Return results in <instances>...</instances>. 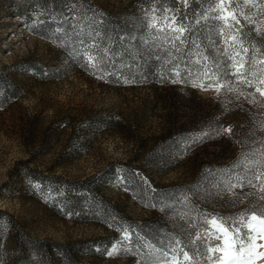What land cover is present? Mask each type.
Masks as SVG:
<instances>
[{
	"label": "rangeland",
	"instance_id": "1",
	"mask_svg": "<svg viewBox=\"0 0 264 264\" xmlns=\"http://www.w3.org/2000/svg\"><path fill=\"white\" fill-rule=\"evenodd\" d=\"M216 3L189 0L185 11L183 0H0V76L15 93L0 98V264L60 263L53 245L18 246L19 235L65 244L97 240L93 252L85 245L74 250L79 264H209L208 248L222 243L215 236L224 233L238 246V262L264 264V173L246 178L224 170L213 184L215 194L204 192L207 202L201 198L209 181L205 165L225 163L242 142L249 143L243 161L264 156V74L237 76L251 81L260 98L228 87L224 77L232 69L221 33L230 30L210 12ZM233 4L235 11L247 13L241 26L264 33V6ZM153 7L170 9L187 29V43L175 59L167 54V33L148 27ZM206 15L212 18L205 21ZM93 25L95 30H89ZM75 34L85 35L88 51L73 46ZM245 44L249 61L263 56ZM97 49L108 54L102 79L79 56L83 52L87 58ZM158 50L166 52L165 59L168 55L163 73L146 66ZM177 62L182 63L180 75L175 74ZM206 70L215 86L206 84ZM215 121L221 127L212 132L207 126ZM171 129L185 133L168 138ZM199 132L208 138L191 147ZM120 163L134 166L138 198L112 172L118 167L99 175ZM39 173L73 180L94 175L96 190L134 220L167 222L181 211L186 196L195 199L200 220L187 245L179 246L193 260L184 261L175 244L162 257L169 244L147 239H140L133 252L122 246L124 234L114 226L57 213L44 194L28 187ZM254 198L262 203L254 204ZM88 202L82 199L84 209Z\"/></svg>",
	"mask_w": 264,
	"mask_h": 264
},
{
	"label": "trees",
	"instance_id": "2",
	"mask_svg": "<svg viewBox=\"0 0 264 264\" xmlns=\"http://www.w3.org/2000/svg\"><path fill=\"white\" fill-rule=\"evenodd\" d=\"M241 27L243 29L244 42L249 45L256 46L261 52H263L264 56V33L260 32L259 34H257L256 31L248 29L247 26ZM165 54L166 52H159V50L156 51L155 54H152L149 57V60L146 62V66H148V69L153 70L156 68L162 73L166 71L168 61L166 64L164 62L167 59L168 55H166L165 59ZM228 73L229 72H227V74ZM224 79L228 84V87L233 86L236 88V90L244 91L248 93L247 95H251L252 97H261V95L254 93V88L252 87L251 81H241V79L231 75H226ZM4 84L6 85V87L2 88ZM14 95L15 93L13 91V87L8 81H6L5 77L0 76V98L8 99L13 97ZM261 98L264 99L263 97ZM207 127H209L212 132L215 130L217 131V129L221 127V123L220 121H215L212 123L210 122ZM169 133L170 137L168 136V138H181L180 136H183L185 132L181 129H171ZM205 138L208 137H201V132H199L198 137L196 135L191 141V147L193 145H196V143L203 141ZM243 145L245 144L242 142V145L235 153V156L226 158L225 163L214 162L205 165L210 171L207 172V174L209 175V181L204 185L205 187L202 189L203 192L201 194V198L204 199L205 202H207L210 197L204 192L208 191L215 194L217 190L214 188L215 185L213 184L215 183V181L217 183L220 182L219 175H221L224 170H228L230 171V173L237 172L236 174H239L240 176L246 178H248V176H250L251 174L261 175L264 173L262 168V166H264V156L261 158V160L252 158L243 161V157L245 155L243 154V151H246L245 149L247 146ZM250 160L251 162H248ZM113 167H118V172H112H115V174L119 176V181L121 182L123 187L126 188L134 196V198H138L139 194L141 193L137 191L139 190L140 185L136 174L134 173V166L129 163H120L117 166L109 165L101 173H99V175L106 173L107 171H111ZM252 169L254 170L251 171ZM255 170L257 173L255 172ZM95 177L96 176L92 175L82 180H73L60 175L39 173L34 174L30 183L31 185H29L28 187L35 195L44 194L46 196V200L50 203L51 208L59 214L60 209L63 208L75 211L77 213L85 212V215H80L72 219H95L103 226H114L112 228H117V230L121 231L124 234V237H126V233L124 230H127L128 233H132L131 244L126 238L122 239L121 244L123 247L130 246L133 252H135L140 239H147L149 242L155 243L159 246H165L170 239L174 238L180 240L181 244L183 246H186L189 238H191V236L195 234V226L197 225L198 219L200 220V218H198L200 214L199 211H197L198 201H196L195 199L186 196L184 198V202L181 204V211L177 212V215H173V217L168 218L166 220L167 222L161 221L154 217H149L142 220H134L126 216L121 210L117 209L113 203H111L109 200H106V197L96 190V187L92 183ZM122 177H128L130 183H122ZM210 181H212L211 184H209ZM171 198L172 201L175 199L174 197ZM82 199H87L89 201L86 209H84L81 204ZM254 199V204L260 202V199ZM177 200L178 199L176 198V201ZM164 202L169 203L170 201L166 197L164 199ZM260 203H262V201ZM109 239L110 238L105 237L102 240ZM22 242H25L32 248H37L38 245L50 243L56 248V252L59 254V264H79L75 260L74 254L76 251L74 250H80V247L85 245L86 252H93L92 244L96 243L97 240L65 244L59 241L40 240L30 236L22 237L19 235L18 237H16V244H18V246H20Z\"/></svg>",
	"mask_w": 264,
	"mask_h": 264
},
{
	"label": "snow or ice",
	"instance_id": "3",
	"mask_svg": "<svg viewBox=\"0 0 264 264\" xmlns=\"http://www.w3.org/2000/svg\"><path fill=\"white\" fill-rule=\"evenodd\" d=\"M243 2L249 7H262L264 6V0H243ZM183 4L185 7V11H187L189 6V0H183ZM152 17L148 24V27L154 29L160 33H167L166 44L169 46V50L167 54L173 59H175L174 53L179 54L182 51L181 46L186 45L187 41L185 40V33L187 29L183 26V22H181L180 17L175 16L171 13L170 9H159L157 7H153L151 9ZM161 12L163 13L161 15ZM210 12H214L215 19L218 21H222L223 25L226 29L230 31H222L221 35L224 37L221 43L224 46L223 55H227L229 58L230 66L232 71L228 73L231 76H249V74H254L257 78L264 74V71H261L260 66H264V56L256 58L255 56L251 61L248 59V54L250 52V48L244 43L243 37V29L241 27L243 21L241 20V15H247V13H239L234 10L233 0H217L214 9H211ZM212 18L210 15H206L204 20H208ZM188 17H184V21L186 22ZM197 23H200L198 20ZM167 25V26H166ZM87 27V25H85ZM91 31L95 30V26L93 25ZM260 32H257L259 34ZM76 39L73 40V46L75 47L77 44L80 48H84L85 51H88L86 48L87 40L85 35L75 34ZM123 39V37H121ZM199 48V45H196ZM108 54H101L97 49L95 53L89 52L87 58L84 57V53L80 52V58L84 59L85 67L89 70H92L97 78H104L106 74V68L104 66V61L106 60V56ZM205 63H207L208 58L205 56ZM195 63H199V61H195ZM181 62L175 63V74H181ZM183 67L187 69L188 65L186 62H183ZM190 75V73H189ZM204 76L209 81L206 84H210L215 86L216 81L212 80V73L210 70L204 71ZM190 147V146H189ZM122 183H130L128 177L121 178ZM61 215H67L70 218H76L80 215H85V212L77 213L75 211L68 210L66 208L60 209ZM212 223L211 221L209 224ZM217 231H221L218 226ZM126 233V239L132 242V233H128L127 230H124ZM200 236H197L196 239H200ZM215 239L217 241H222V243L217 244L215 247L209 246L208 252L209 255L207 257V261L209 264H242V261H237L235 258L239 254L238 246H234L233 237H229L227 233H224L223 236L216 235ZM169 250L161 251V256L166 257L170 254V249L173 244L177 246L179 251H183V259L184 261H192L193 257L189 255L187 251H184L179 246L181 245V241L177 239H170L168 241ZM193 244H195V240H193ZM219 253L218 256L215 254ZM109 255H113L112 252L108 253ZM167 264V262H166Z\"/></svg>",
	"mask_w": 264,
	"mask_h": 264
}]
</instances>
